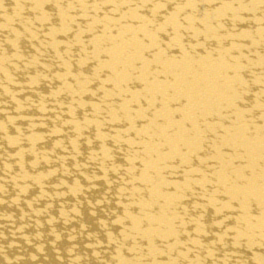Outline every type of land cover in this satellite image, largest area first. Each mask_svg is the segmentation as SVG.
I'll list each match as a JSON object with an SVG mask.
<instances>
[{"label": "bare ground", "instance_id": "obj_1", "mask_svg": "<svg viewBox=\"0 0 264 264\" xmlns=\"http://www.w3.org/2000/svg\"><path fill=\"white\" fill-rule=\"evenodd\" d=\"M0 264H264V0H0Z\"/></svg>", "mask_w": 264, "mask_h": 264}]
</instances>
